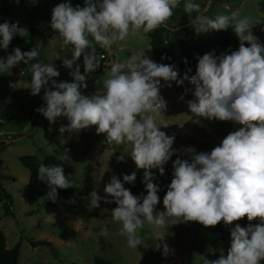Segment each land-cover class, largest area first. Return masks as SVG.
<instances>
[{
	"label": "clouds",
	"instance_id": "1",
	"mask_svg": "<svg viewBox=\"0 0 264 264\" xmlns=\"http://www.w3.org/2000/svg\"><path fill=\"white\" fill-rule=\"evenodd\" d=\"M180 3L181 0H84V7L60 3L51 11L50 27L58 33L61 48L73 46L71 57L62 60V66L71 69L72 81L57 82L54 78L60 72L53 63L38 62V47L29 51L13 48L5 58H0V74L11 73L20 64L30 65L31 95L44 90V103L35 111L50 125L57 118H66L68 123L58 129L60 133H78L95 126L96 133L104 134L109 144L131 146L130 158L136 169L144 170L141 183L147 194L133 195L125 188L126 183L136 180L133 171L122 179L111 176L103 189L105 196L93 190L86 197L91 208H99L101 201L115 203L110 214L120 223V234L127 237L129 248L135 249L142 243L138 230L145 224L161 229L166 224L195 221L207 228L221 221L231 225L247 217L249 222L258 219L259 223L232 227L226 256L215 260L197 257L202 264H261L264 261V43L253 35L252 29L264 23V18H240L238 12L208 16L196 0H184L183 11L196 35L224 31L232 26L239 40L238 49L220 55L211 51L198 57L195 74L190 78L186 73L181 77L175 64L157 63L142 50L124 63H106L104 91L90 96L82 94L88 87V74L96 72L104 60L97 55L92 41L111 53L113 44L125 41L130 35L166 25ZM28 35L27 28L19 26V22L9 23L5 19L0 23V50L7 51L15 37ZM81 56L83 74L81 64L77 63ZM161 59L170 58L165 53ZM186 80L194 85V99L186 101L192 123L200 125L206 119L231 121L241 126L210 152H197L192 147L174 149L175 136L161 131L166 125L157 123V117L167 110L161 89L171 88L172 82L181 86ZM9 87L15 89L16 83H10ZM187 91L178 100L184 101ZM177 152H183L188 159L177 155L172 162V179L162 200L164 210L157 211L161 189L154 182L157 177L151 170L163 176L164 166ZM60 158L69 159L66 151ZM118 159L122 161L124 157ZM37 178L47 185L45 195L53 202L58 197L57 189L75 186L59 165L41 163ZM99 235L107 237L108 228H102ZM157 235L164 240L165 234ZM163 252H169L166 243Z\"/></svg>",
	"mask_w": 264,
	"mask_h": 264
},
{
	"label": "rangeland",
	"instance_id": "2",
	"mask_svg": "<svg viewBox=\"0 0 264 264\" xmlns=\"http://www.w3.org/2000/svg\"><path fill=\"white\" fill-rule=\"evenodd\" d=\"M68 2L71 6L84 7V0H0V22L5 19L9 23L19 22V26L26 27L29 35L27 41L33 42L40 55L38 62L44 64L53 63L60 72V76L54 78L59 81H72L69 75L71 69L62 66L63 58H70L73 46L61 48L58 43V33L50 27L51 11L60 4ZM200 3L204 14L208 16L231 15L238 12L239 17L245 16L264 18V0H196ZM184 0L174 10L173 16L166 23L168 26H178L190 21H184L181 11ZM184 12V11H183ZM187 15V14H186ZM188 18V16L186 17ZM264 23L256 25L252 29L258 40L264 36ZM195 32V31H194ZM212 36H226L237 47L239 40L233 27L229 26L224 31L209 33ZM92 41V37H88ZM169 49L176 58L177 66L178 48L171 41V35L166 34ZM95 47V42L92 41ZM99 56L104 55L105 62L112 58L115 62L124 63L133 55L145 51L153 60L147 33L143 31L136 35H130L125 41H119L112 45L111 53L98 47ZM91 51V49H89ZM61 57L56 59V57ZM56 59V60H55ZM83 56L77 61L81 64L83 74ZM32 61L30 63H34ZM21 65L12 69L11 73L0 74V229L6 237V246L11 249L19 244L18 264H95L96 258H103L113 264H202L197 255L205 256L209 260L218 259L221 255H227L230 247V229L236 224L246 227L249 223L255 225L259 220L249 222L247 217L225 225L223 221L219 226L207 227L195 221L178 223L177 225H165L164 228L155 229L145 224L138 230L142 243L135 249L127 245V237L121 235V225L115 222L110 214L115 208V203H100L99 208H91L88 194L96 190L102 197L105 185L111 176L118 178L125 174L136 172V180L131 184H125L133 195L143 193L146 195L143 179V169H136L130 158L131 146L129 144H109L104 134H97L95 126L78 133H60L58 129L68 123L66 118H57L56 122H49L36 108L43 105L42 88L40 94L31 95L28 89L32 77L29 70ZM182 77V76H181ZM106 72L102 68L88 74L86 83L88 87L83 90V95L90 96L94 92H103V80ZM10 83H16V88H10ZM163 83V81L161 82ZM51 88V85H49ZM187 95L184 101L178 100L185 90ZM54 90V89H51ZM194 88L186 80L183 85L161 89V95L167 101V110L164 115L157 117V123L161 131L167 135L175 136L174 149L194 148L197 152H210L219 145L229 133L237 130L240 125L231 121H208L202 119L201 124L191 122V113L186 101L194 99ZM180 125H183L182 127ZM55 138L58 144L50 139ZM194 141L201 145L189 143ZM66 151L71 167L68 179L75 186L68 196H58L56 202L47 200L44 196L35 204L25 202L23 194L29 180V172L19 162L22 155H37L44 158L49 155L62 157L60 150ZM179 155L182 159H188L183 152H177L164 166L165 174L160 176L157 170H151L156 174V181L161 191L158 193L160 203L157 211H163L162 200L167 191V185L172 179V162ZM124 157L119 160L118 157ZM13 215L3 214V202L9 203ZM108 209L109 211H106ZM243 219V220H242ZM108 228L107 237H101L99 232L104 227ZM165 234L161 241L157 235ZM29 239L45 240L48 244L31 247ZM169 247V252L164 254L163 244ZM264 264V261H261Z\"/></svg>",
	"mask_w": 264,
	"mask_h": 264
},
{
	"label": "trees",
	"instance_id": "3",
	"mask_svg": "<svg viewBox=\"0 0 264 264\" xmlns=\"http://www.w3.org/2000/svg\"><path fill=\"white\" fill-rule=\"evenodd\" d=\"M182 18L184 21H188L186 18L188 15L181 11ZM3 23V22H0ZM185 24V23H184ZM166 34L171 35V41L174 42L175 46L178 48V60L177 68L180 73V76H183L185 73L189 78L195 74L196 65L198 63V57L204 55L205 53L214 51L216 55L224 53L226 50L235 51L238 47L235 43L226 36H212L209 33L196 35L195 32L189 26H168L163 25L154 31L148 32L147 36L149 38V45L152 51L153 61L160 64H174L176 58L171 53L167 40ZM261 43H264V36L259 40ZM247 46V44L245 45ZM19 47L22 51H29L33 47H37L33 42L27 41L25 38L15 37L7 51L0 50V58H5L8 53L12 51L13 48ZM97 55L98 47L95 46ZM167 54V57L170 59H161L163 54ZM230 54V52H228ZM104 60L101 61V63ZM24 64H20L21 66ZM101 68V67H100ZM27 74L29 73V67H26ZM28 79L31 80L32 77L28 75ZM188 81V80H187ZM189 82V81H188ZM190 83V82H189ZM194 88V85L190 83ZM97 94V93H94ZM55 144H58L55 138L50 139ZM189 143L201 145L194 141H188ZM62 157L65 156V151L60 150ZM67 154V153H66ZM68 156V155H67ZM20 164L29 172V180L26 185L23 198L25 202L29 205L35 204L41 198L46 196L48 191L47 185L39 181L37 178L38 167L41 163L52 166L59 165L63 167L64 174L66 176L70 175L71 167L67 158L61 159L57 155H49L44 158L38 157L37 155H22L18 158ZM122 179V177L120 178ZM58 196H68L72 193V188L68 189H57ZM8 200L10 197H7ZM11 201L9 203L3 202L2 209L5 216L13 215L11 211ZM243 220V219H242ZM219 226V223L217 224ZM29 244L31 247H37L39 245L48 244L45 240H32L29 239ZM19 256V244H16L13 248L9 249L6 246V237L4 232L0 229V264H18ZM95 264H113L108 262L103 258H96Z\"/></svg>",
	"mask_w": 264,
	"mask_h": 264
},
{
	"label": "crops",
	"instance_id": "4",
	"mask_svg": "<svg viewBox=\"0 0 264 264\" xmlns=\"http://www.w3.org/2000/svg\"><path fill=\"white\" fill-rule=\"evenodd\" d=\"M95 46H97V47H99V45H97V44H95ZM100 48V47H99ZM114 61V60H113ZM44 62V64H46V62L45 61H43ZM108 62V61H107ZM107 62H105V60L101 63V69L103 68L104 70H105V72H106V69L104 68V65L107 63ZM95 93V92H94Z\"/></svg>",
	"mask_w": 264,
	"mask_h": 264
},
{
	"label": "water",
	"instance_id": "5",
	"mask_svg": "<svg viewBox=\"0 0 264 264\" xmlns=\"http://www.w3.org/2000/svg\"><path fill=\"white\" fill-rule=\"evenodd\" d=\"M188 25H189V23H186V24H183L182 26L184 27V26H188ZM112 61H113V59L110 58L109 61H108L107 63H111Z\"/></svg>",
	"mask_w": 264,
	"mask_h": 264
},
{
	"label": "built area",
	"instance_id": "6",
	"mask_svg": "<svg viewBox=\"0 0 264 264\" xmlns=\"http://www.w3.org/2000/svg\"><path fill=\"white\" fill-rule=\"evenodd\" d=\"M101 56H103V57H104V55H101Z\"/></svg>",
	"mask_w": 264,
	"mask_h": 264
}]
</instances>
